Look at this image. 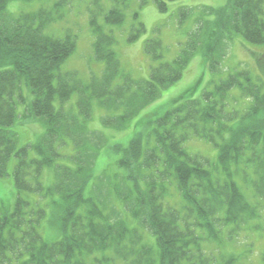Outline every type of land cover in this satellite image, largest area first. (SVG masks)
Instances as JSON below:
<instances>
[{
	"label": "trees",
	"instance_id": "16d2710c",
	"mask_svg": "<svg viewBox=\"0 0 264 264\" xmlns=\"http://www.w3.org/2000/svg\"><path fill=\"white\" fill-rule=\"evenodd\" d=\"M9 1L0 0V12ZM156 2L166 8L164 0ZM205 8L186 47L172 61L164 60L158 37L144 42L152 65L149 78L142 80L121 73L113 35L92 20L94 56L104 67L88 82L74 71H59L75 42L70 34L54 38L43 33L52 18L49 12L2 14L0 180L10 176L15 199L11 207L0 206V264H235V256L213 262L200 242L226 230L264 228V76L255 78L240 66L225 79H212L198 95L195 85L184 91L162 116L138 128L139 121L133 126L124 122L180 79L195 51L215 72L226 41L235 35L264 45V0H227ZM105 19L120 23L121 9H111ZM143 29L140 23L128 39ZM254 57L257 67L264 68V54ZM117 76L122 82L114 84ZM236 87L250 99L245 108L231 105L229 92ZM74 90L78 114L63 106ZM18 103L23 107L19 113ZM96 106L105 110L106 125L133 129L126 143L110 146L119 154V170L104 174L102 181L92 173L103 152L91 173L85 156L88 144L107 140L83 123ZM19 118L41 119L44 127L36 141L20 147L11 128ZM197 138L217 149L215 161L187 150V141ZM66 146L71 153H61ZM44 167L53 171L49 185L41 179ZM97 185L109 186L105 205L93 194ZM32 194L33 203L26 199ZM47 221L59 232L56 240L42 237ZM259 264H264V248Z\"/></svg>",
	"mask_w": 264,
	"mask_h": 264
},
{
	"label": "rangeland",
	"instance_id": "374dc122",
	"mask_svg": "<svg viewBox=\"0 0 264 264\" xmlns=\"http://www.w3.org/2000/svg\"><path fill=\"white\" fill-rule=\"evenodd\" d=\"M164 2L165 9H161L156 0H13L9 1L6 8L0 12V17L3 12L18 16L22 12H34L39 8L48 9L54 19L52 21L50 19V23L46 24L44 33L56 38H63L70 33L75 42L72 53L61 62L59 71H74L82 82H88L92 75L100 76L104 67V61L97 60L94 56L93 40L95 34L91 25V19H93L105 33L109 32L114 35L116 42L112 48L119 60L121 73L142 80L148 79L150 74L149 66L151 63L143 49L146 40L150 37H159L163 47H165L163 58L170 62L185 47L184 45L189 38L188 33L196 27V19L202 15L200 13L206 9L205 7H220L227 0H164ZM180 7L188 8L185 11L186 16L180 15ZM113 8L121 9L123 14V20L118 24L105 19L107 12ZM140 23L144 29L140 30L135 39H127L130 33L135 32ZM226 44L219 71L211 72L205 66L204 56L202 57L199 52L194 53L193 58L183 69L179 80L163 88L160 96L154 102L124 122L133 126L135 121H139L140 123L135 125L138 128L142 122L145 124V120H154L162 116L166 109L175 105L178 97L184 91L195 85V95H198L205 87L210 88L212 79H225L228 73L240 66L247 67L255 78L259 76L262 79L264 68L257 67L254 54H264V45L248 43L239 34L235 35L231 41H226ZM113 81L114 84H119L122 82V78L117 76ZM77 97V91L74 90L71 92L70 98L63 103V106L74 114H78L77 104H75ZM229 97L231 105L236 109L247 107L250 101L249 98L245 99L240 95L238 87L229 92ZM55 105H58L57 100H55ZM22 108L21 104L18 103L17 112L19 113ZM104 115V109H93L91 117L83 122L89 129L97 130L96 132L100 131L107 137L105 143L102 141L101 144H88L90 149L85 155L87 156L88 171L91 173L96 157L100 155V152H103L104 157L102 156L97 161L94 168L95 173H92V175L100 176L98 181L104 179V174L111 175L119 170L115 165V159L117 156L119 157V154H114L116 150L110 146L114 143H126L133 131V129L115 127L113 124L106 125L103 123ZM154 125L155 123L150 124V126ZM11 128L16 132L19 147L36 141L44 131L42 120L38 118L27 121L19 118ZM186 148L192 153H200L215 161L217 149L204 139H189ZM62 152L71 153L72 150L66 146L62 148ZM29 153L30 155L35 154L32 148ZM60 161L63 162L62 159ZM13 164L14 159L11 158V168ZM70 165L72 166L71 163ZM103 168L105 173L101 172ZM52 173V168L44 167L41 176L44 185L53 182ZM237 179L240 187L243 186V182L238 176ZM12 190L14 191V184L12 188L10 176L0 180V206L9 205L11 207L14 204L15 191L13 198ZM93 194L100 199L101 205H105L109 199V186L97 185ZM35 197L36 195L32 194L26 199L33 203ZM42 199L40 200L42 201ZM47 210L49 213V207ZM53 227L55 226L48 221L41 227L42 237L45 241H53L59 237L58 230H54ZM251 231V233L247 230H236L233 233L227 230L223 231L219 237H214L215 242L220 246L218 249H216V243L213 242L209 245L207 240L201 242L202 248L206 253H214L215 261L218 260V257L235 256V264H259L260 253L264 248V228L258 226ZM145 240L150 242L148 237ZM209 249H216V251L212 253L209 252Z\"/></svg>",
	"mask_w": 264,
	"mask_h": 264
}]
</instances>
